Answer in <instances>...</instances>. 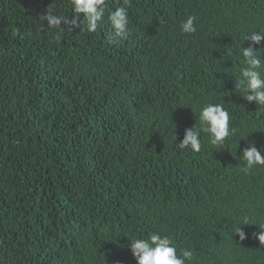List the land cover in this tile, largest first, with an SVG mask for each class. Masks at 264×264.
<instances>
[{"label":"trees","instance_id":"1","mask_svg":"<svg viewBox=\"0 0 264 264\" xmlns=\"http://www.w3.org/2000/svg\"><path fill=\"white\" fill-rule=\"evenodd\" d=\"M47 8L75 16L71 0H0V264H136L129 239L153 232L190 264H264V166L241 171L249 142L264 156V106L236 89L264 0H106L95 31L42 27ZM209 103L235 132L180 149Z\"/></svg>","mask_w":264,"mask_h":264},{"label":"clouds","instance_id":"2","mask_svg":"<svg viewBox=\"0 0 264 264\" xmlns=\"http://www.w3.org/2000/svg\"><path fill=\"white\" fill-rule=\"evenodd\" d=\"M72 10L75 16L68 20L64 16L55 14L53 11L46 9L39 16L42 27L57 28L61 25L69 26V29L81 28V25L86 21V29L95 31L99 22L104 18L106 10V0H71ZM81 14L83 19L81 20ZM195 16H188L180 24V29L185 34L195 33L194 27ZM108 20L113 29V39L122 37L129 24V16L125 7H118L112 11ZM47 22L46 25L44 22ZM244 40L249 41L247 48H242L243 62L246 65L241 71V78L237 80L236 89L240 88L243 91L242 98L248 102H255L258 106H264V77L261 76L259 69L261 68V54L264 53V48H257L264 42V32L256 31L245 35ZM259 53V55H258ZM229 112L221 104L209 103L199 111L200 126L195 125L186 128L184 137L178 144L180 149H191L194 152L201 150V134H206L209 138V143L212 145H223L225 140L235 132V129H230ZM242 160L244 167L241 169L245 174L257 166H264V156L260 149L255 145V142H249L242 150ZM250 221L245 219L238 226L236 233L241 241L247 239L246 233L241 228V225H247ZM260 231L255 235L260 247H264V228L259 227ZM130 251L136 264H190L194 259V252L185 248L181 253L177 254V249L173 245V241L162 236L159 232L151 233L147 238L133 237L129 239Z\"/></svg>","mask_w":264,"mask_h":264}]
</instances>
